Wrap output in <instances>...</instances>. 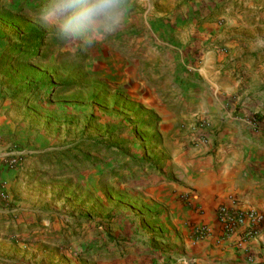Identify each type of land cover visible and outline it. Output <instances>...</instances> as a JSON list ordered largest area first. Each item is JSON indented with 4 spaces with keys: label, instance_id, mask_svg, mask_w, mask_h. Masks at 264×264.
Wrapping results in <instances>:
<instances>
[{
    "label": "rangeland",
    "instance_id": "1",
    "mask_svg": "<svg viewBox=\"0 0 264 264\" xmlns=\"http://www.w3.org/2000/svg\"><path fill=\"white\" fill-rule=\"evenodd\" d=\"M51 2L0 0V161L19 160L9 170L21 167L13 182L27 220L0 237V264H174L149 189L167 172L171 139L123 65L137 59L139 23L128 13L112 34L66 37L43 19ZM206 10L224 42H260L264 56V0H207ZM149 87L157 100L165 91Z\"/></svg>",
    "mask_w": 264,
    "mask_h": 264
},
{
    "label": "crops",
    "instance_id": "2",
    "mask_svg": "<svg viewBox=\"0 0 264 264\" xmlns=\"http://www.w3.org/2000/svg\"><path fill=\"white\" fill-rule=\"evenodd\" d=\"M206 9L207 0H132L129 13L139 24L129 45L137 59L123 65L139 103L171 139L167 172L149 189L161 201L157 224L168 231L174 264H264V230L239 248L233 238L217 242L214 221L215 207L230 199L264 212V56L255 53L260 42H224V29L207 20ZM155 81L165 89L159 100L149 87ZM2 163L0 237L27 224L13 182L21 167ZM200 224L209 235L194 240L190 229Z\"/></svg>",
    "mask_w": 264,
    "mask_h": 264
},
{
    "label": "clouds",
    "instance_id": "3",
    "mask_svg": "<svg viewBox=\"0 0 264 264\" xmlns=\"http://www.w3.org/2000/svg\"><path fill=\"white\" fill-rule=\"evenodd\" d=\"M132 0H52L43 19L66 37L112 34L124 26Z\"/></svg>",
    "mask_w": 264,
    "mask_h": 264
},
{
    "label": "built area",
    "instance_id": "4",
    "mask_svg": "<svg viewBox=\"0 0 264 264\" xmlns=\"http://www.w3.org/2000/svg\"><path fill=\"white\" fill-rule=\"evenodd\" d=\"M18 163L19 160L13 157L3 161L2 166L9 170ZM6 197L4 184L0 181V202H5ZM214 221L218 233L217 242L233 238L239 248L264 230V212L243 208L237 199H230L226 204L217 205L214 210ZM208 235L209 230L204 224L190 229V236L194 240L205 239Z\"/></svg>",
    "mask_w": 264,
    "mask_h": 264
}]
</instances>
